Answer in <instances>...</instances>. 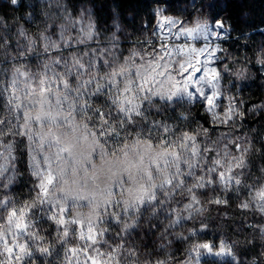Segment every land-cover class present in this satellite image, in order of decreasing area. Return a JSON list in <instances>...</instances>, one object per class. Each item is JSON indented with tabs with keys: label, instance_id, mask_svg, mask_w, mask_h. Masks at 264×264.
<instances>
[{
	"label": "snow or ice",
	"instance_id": "obj_1",
	"mask_svg": "<svg viewBox=\"0 0 264 264\" xmlns=\"http://www.w3.org/2000/svg\"><path fill=\"white\" fill-rule=\"evenodd\" d=\"M11 3L16 5L18 0ZM157 16L154 34L161 43L146 55L133 52L122 58L111 52V59L101 54L85 60L88 55L85 52L65 57L60 50L70 44L62 31L63 43L50 35L42 36L49 58L40 72H32L21 62L14 67L8 88H0V96L9 92L7 116L14 118L0 116V139L6 133L26 138L32 153V175L37 181L35 195L28 202L0 196V264H22L24 257L32 256L34 251L51 255L52 245L37 231L34 209L44 212L58 226L56 243L68 246L66 264H81L80 256L84 257V264H171L175 257L170 254L154 261L147 255L141 259L138 249L121 243L123 234L138 225L142 207L149 206L156 215L155 209L173 201L177 194L187 195L188 203L173 210L175 218L169 227L175 228L181 220L202 214L196 190L214 184L238 190L242 185V173L236 170L247 167L251 145L239 142V138L226 135L223 147L216 149L209 160L206 153L213 150L208 145L202 150L198 139L207 129L183 131L153 122L149 135L143 136V128L128 127L138 123L137 117L146 119L145 109L156 107L157 101H199L213 121L221 124L241 115L232 98L224 112L217 111L221 108L223 91L222 72L216 64L223 49L215 41L226 33L225 24L197 19L189 26L165 16L163 10ZM82 21L83 16L75 21L69 17V27ZM93 29L92 23H88L87 29H79L83 35L77 38V43L92 39ZM182 36L187 38L183 44L169 42ZM201 39L202 46L189 43ZM2 47L4 42L0 41ZM53 51L57 53L54 56ZM25 54L26 50L18 56ZM257 63L264 64V56ZM227 71L225 66L224 72ZM96 96H106L112 107L107 112L96 108L93 101ZM113 112L118 115L113 116ZM153 129L158 133L155 140L151 135ZM111 137L113 146H109ZM230 145L238 154H234ZM11 151L12 146L7 145L8 156ZM3 158L5 153L0 152V159ZM7 171L0 165V190L14 182L13 176L6 175ZM244 187L250 189L249 199L240 207L264 216V184ZM83 208L91 209L87 217L77 214ZM74 209L75 216L66 219L65 213L71 216ZM109 218L123 222L117 234L119 239L104 238L109 231L104 226ZM259 231L264 235V224ZM189 235L194 237L196 232L192 230ZM177 238L188 240L183 233H177ZM166 247L160 245L161 249ZM205 253L230 258L222 264H240L235 243L224 240L218 244L190 242L186 258L176 264H200Z\"/></svg>",
	"mask_w": 264,
	"mask_h": 264
},
{
	"label": "trees",
	"instance_id": "obj_2",
	"mask_svg": "<svg viewBox=\"0 0 264 264\" xmlns=\"http://www.w3.org/2000/svg\"><path fill=\"white\" fill-rule=\"evenodd\" d=\"M86 10L93 15L102 38H107L112 29L111 25L118 23L125 28L127 37L140 45L148 44L146 40L156 28L159 19L157 12L160 10H163L164 15L181 21L191 22L199 17H207L210 21L225 24L228 39L222 42L225 48L223 62L231 73L226 84L241 115L228 124H221L213 121L201 102H157L156 107L145 109L146 119L137 117L138 123L128 127L136 130L143 128V136L149 135L153 122L168 124L183 131L207 129L198 139L202 149L208 145L213 150L206 154L208 158L215 153L214 148L218 144L226 142V135L250 144L251 149L246 156L247 167L240 169L242 185L238 186V190L227 189L225 194L216 192L213 196L209 195L213 199L226 202L216 203L217 205L212 202L213 205L204 219L216 221L223 213H227L229 219L224 224L230 238L236 234L237 228L244 227L246 219L254 222L252 213H241L243 208L240 204L249 195L250 189L244 187L245 184L251 186L264 183V64L257 63L264 56V0H18L16 5L11 0H0V41L4 42V47L0 48V85L3 88L8 86L11 68L21 62L32 72H40L44 61L49 58V54L44 53L42 36L57 32L60 24L69 22V17L74 21L78 20ZM21 32L26 35H20ZM30 40L35 43H30ZM24 50L26 54L18 56ZM241 72L242 76L236 75ZM7 99L4 95L0 96V116L3 118ZM93 101L94 106L104 112L112 107L106 96H98ZM116 115L118 114L113 112V116ZM184 116L187 117L186 120L182 118ZM151 135L154 140L158 138L155 129ZM132 138L134 136L129 138V142ZM113 139L114 137L109 138V146H113ZM16 146L18 159L15 161L16 171L13 174L11 192L18 200H27L35 194L28 170V153L23 142ZM229 147L235 151L234 146ZM207 189L209 187L203 191ZM35 211L37 213L39 209ZM156 220L158 219H147L144 230L139 223V235L134 240L135 245L140 247L139 250L145 254L149 252L152 258L161 254L162 251L157 249L161 244L166 245L165 249L169 251L173 248L178 250L184 243L173 230L165 232L164 227L158 226ZM37 225L49 231L53 230L45 217L40 218ZM247 234L242 236L245 242L236 249L240 264H264V239L257 238L253 241L246 237ZM36 261L32 264H37Z\"/></svg>",
	"mask_w": 264,
	"mask_h": 264
},
{
	"label": "rangeland",
	"instance_id": "obj_3",
	"mask_svg": "<svg viewBox=\"0 0 264 264\" xmlns=\"http://www.w3.org/2000/svg\"><path fill=\"white\" fill-rule=\"evenodd\" d=\"M46 1H49V2H54V1L59 2L60 1L61 2L62 0H46ZM54 4L55 3H53V6H56ZM81 16H83V21H82V23L77 24L76 27H69V22L62 23L58 26L57 32L50 34V36L53 40L60 41L61 43H63V41H61V35L60 34L62 31L64 32V39L67 40L68 43L70 44V47H62L60 50L65 57H68L70 55H77V54L82 55L83 53L87 52L88 55L84 57L85 60H88L92 56L100 57L101 54H103L104 56H108L109 59H111V56L109 55V53L114 52L118 57L124 56L125 58H128L133 52H140V53H143L146 55L147 53L152 52L153 46L158 48L160 43H161V40L157 38V35L154 34V31H153L152 34L150 35V37L146 40V42L148 43L147 45L136 44L135 41H132L130 38L127 37V34L125 32L126 31L125 28H123L118 23L111 25L112 29H111V32L107 38H102L101 37V31H99V28L93 19V15H91L89 13V11L86 10L81 14ZM81 16H80V18H81ZM165 16H168V15H165ZM168 17H171V16H168ZM80 18L78 20H80ZM197 19H199L201 21L206 20L209 24L215 23L214 21L208 20L207 17H199ZM196 20H193L191 22L190 21L189 22L183 21V22H185L186 24L191 26V24L193 22H195ZM88 23H92L94 25V29H93L94 34H93L92 39L87 40L86 43H77V38L79 36L83 35V33L79 31V29H81V28L87 29ZM173 31H175V29H173ZM186 39L187 38L182 36L179 39H175V40H172L169 42L180 45V44H183ZM227 39H228V36H227V31H226V33H223L221 39H218L215 41V43L218 44L223 49V52L219 53V55L221 56V59L216 64L218 70H220L222 72V78L220 81V85H221V89L223 91V97L219 101L221 103V108L217 109V111L221 112V113L227 109V106L229 103V98H232V101L235 104V99L231 96V94H229V91H228L229 86H228V84H226V82L230 80L228 77L231 76V73H230V71L224 72V68H225L226 64H225V62H223V53L225 51V48L222 46V42L226 41ZM30 41H32V40H30ZM45 43H46V41L44 40L43 44H45ZM189 43H193V44H197V45L202 46L204 41L202 39L200 41L189 40ZM45 54H49V53H45ZM52 54L54 56L57 53L55 51H53L51 53V55ZM96 62L98 64L101 63V61L99 59H97ZM14 67H12L11 71L9 72L10 78H12V71H13ZM19 79L22 80L23 78L21 77ZM20 87L22 88L23 85L21 84ZM0 88L6 89V88H8V86L6 85L3 88L2 85H0ZM3 95L5 97L9 98V92L8 91H5L3 93ZM96 97H98V96H96ZM96 97H94V98H96ZM179 101H181V100H176V101L169 103V104H174V103H177ZM108 102L110 103L109 100H108ZM157 102L165 103L162 101H157ZM194 102H199V101H193L191 103H194ZM4 107H5L4 118L5 119L11 118L14 120L13 117L7 116V113H8L7 101L4 103ZM22 142L24 143V146H25L26 151L28 153V156H27L28 170L30 172V176L32 177L33 186H35L37 181H36V178L32 175V167H31V165H32V153L28 147L29 142L26 140V138H24L22 136H15V135H11V134L6 133L4 138L0 139V145H3L2 147H0V152L5 153V158L0 159V165H4L8 169V171L6 172V175L14 177L13 174L16 171L15 161L17 162V159H18L17 155H16V149H17L16 145L18 143H22ZM7 145L12 146L11 156L7 155V152H6ZM223 145L224 144H218L217 147L214 148V150H216L218 148H222ZM200 147H201V145H200ZM201 149H202V147H201ZM232 151L234 152V154H238V153H235L234 150H232ZM214 155H215V153L213 155H211L209 160H211ZM97 166H99V165H97ZM236 171L240 172V169H237ZM198 174L202 175L203 173H200L198 171ZM260 184H264V183H260ZM12 188H13V184H11L7 189L0 190V196H3L5 199L10 198L16 202H28L30 200V198H28L27 200H18L13 195L14 193L11 192ZM196 191H197V193H198V191H200L198 196L201 200V204L198 205V207L203 208L202 214H196L193 219L181 220L180 224L177 225L175 228L169 227V224L171 223V219L175 218L174 214H172L173 210L174 209L178 210L182 207L183 204L188 203L187 195L177 194L173 201H170V202L164 204L162 207L155 209L156 215H153V210L147 205L143 206L141 209L143 214L140 217L138 225H139V223H141V229L142 230H144L146 228V220L147 219L149 220V219H153V218L156 219L157 218L158 220H156L155 222H157L158 226H163L164 229L166 230L165 232H168V230H170V231L173 230L172 232H174V234H177L181 230V233H183V235L188 236V240H183V242H184L183 247H179L178 250L176 248L175 249L173 248L172 250H169V251H167L166 249H161L160 247H157V249H159L162 252H160L161 254L159 256L152 258L151 254L149 252H147L146 254H145V252L142 253L139 250L140 247H137L135 245L134 240L139 235L138 234L139 231H138V227H137L138 225L136 227L128 230L126 233L123 234L124 240L121 241V243H124L125 247H134V248L138 249L139 250V256L141 259H144V257L147 255L149 259L154 261L155 259H163L166 254H170L171 256L175 257V260L171 261V264H176V261H183L186 258V251L190 247V242H193V241H195V242H210V243H217V244L221 240H224V241L228 242L229 244H232L234 242L235 243V252H236V249H238V247H240V245L245 242L244 238L242 236L246 235L247 233L248 234L246 237L251 238V240H253V241L256 240L257 238L264 239V235H262L259 231V226L261 224H264V216H262L258 211H254L252 209H242V210L240 209L241 213L242 212L252 213L255 217V220H254V222H252V220L246 219L244 227L237 228L236 234L231 238L228 237V235L226 233L227 231L225 228V224H224L225 223L224 221L229 219V216L227 215V213L226 214L223 213L220 216V219L219 220L217 219L216 221L210 222V220L207 221L204 219L206 217V214L209 213V208H211L212 207L211 205H213L212 204L213 198L210 197L209 195L213 196L214 194H216V192H219L222 194L227 193V190L223 187V185L214 184L213 186L209 187V189H207V190L203 191V189H198ZM203 192H205V193H203ZM248 199H249V195H248L247 200ZM213 200H216V199L214 198ZM83 209H86V208H83ZM83 209H79V210H83ZM35 210L36 209L32 210L35 214V223L37 224L39 222L40 218L45 217V221L47 220L53 228L52 231L46 230L45 228H42V227L37 228V231H39L42 235H44L46 237V239L48 240V242L52 245L51 255H44V254L39 253L38 251H34L32 256L24 257L22 264H32L36 260H37L36 261L37 264H38V262H43L42 264H46V263L47 264H66L65 252H66L68 246L62 245L60 243H56V229L58 226L52 220L48 219V216L44 212H40V210H39V212L36 213ZM76 211H77L76 209L72 210L71 216H69L68 213H65V218L71 219L72 217L75 216ZM30 214H32V213L30 212ZM183 215H187V213H183ZM104 226L106 228H108V230H109L108 233L104 237L105 239H119L117 234L121 232V229L123 227V222L117 223L113 219L109 218L105 222ZM73 227H79V226L77 225V226H73ZM139 227H140V225H139ZM192 230H194L196 232V235L194 237L189 235V232ZM130 239H131V242H130ZM77 243H79V241H77ZM93 255H95V254L93 253ZM78 259L81 261V264H84V257L83 256L78 257ZM228 259H230V258H217V257L210 256L207 253H205L200 258V264H218V263H222L223 261L228 260Z\"/></svg>",
	"mask_w": 264,
	"mask_h": 264
},
{
	"label": "clouds",
	"instance_id": "obj_4",
	"mask_svg": "<svg viewBox=\"0 0 264 264\" xmlns=\"http://www.w3.org/2000/svg\"><path fill=\"white\" fill-rule=\"evenodd\" d=\"M90 212H91V209L86 208V209H83V210H79L77 214L78 215L82 214L84 217H87L90 214Z\"/></svg>",
	"mask_w": 264,
	"mask_h": 264
}]
</instances>
